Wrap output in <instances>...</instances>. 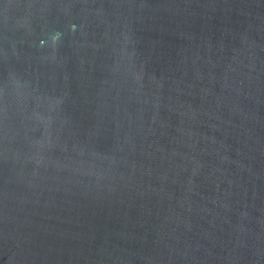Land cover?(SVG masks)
I'll use <instances>...</instances> for the list:
<instances>
[{"label": "water", "instance_id": "water-1", "mask_svg": "<svg viewBox=\"0 0 264 264\" xmlns=\"http://www.w3.org/2000/svg\"><path fill=\"white\" fill-rule=\"evenodd\" d=\"M0 264H264V0H0Z\"/></svg>", "mask_w": 264, "mask_h": 264}]
</instances>
